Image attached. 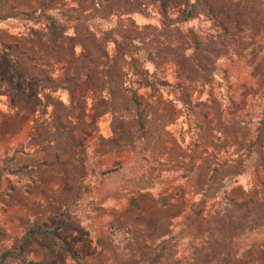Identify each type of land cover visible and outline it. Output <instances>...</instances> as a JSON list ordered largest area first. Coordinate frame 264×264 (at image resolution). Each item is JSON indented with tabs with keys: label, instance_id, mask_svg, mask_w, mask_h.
I'll list each match as a JSON object with an SVG mask.
<instances>
[{
	"label": "rangeland",
	"instance_id": "obj_1",
	"mask_svg": "<svg viewBox=\"0 0 264 264\" xmlns=\"http://www.w3.org/2000/svg\"><path fill=\"white\" fill-rule=\"evenodd\" d=\"M97 1L91 27L119 41L89 46L113 135L54 150L38 64L72 54L41 39L79 13L0 0V253L49 239L73 243L63 264H264V0Z\"/></svg>",
	"mask_w": 264,
	"mask_h": 264
},
{
	"label": "crops",
	"instance_id": "obj_2",
	"mask_svg": "<svg viewBox=\"0 0 264 264\" xmlns=\"http://www.w3.org/2000/svg\"><path fill=\"white\" fill-rule=\"evenodd\" d=\"M69 1L70 5H64L63 9L68 15L78 12L80 17L78 21L72 23V26L64 24L57 27H48L50 32L42 37L41 42L54 51L60 49L70 50L72 55L70 57L65 55L62 58H41L39 60L40 64H38L46 76L45 79L47 78L46 81L45 79L42 80L49 87L45 93H42L43 90H38L37 95V98L41 101V111L45 115L44 120L40 119L49 133L48 141L44 143L54 150L61 141L58 135H69L76 144L75 148H77V145L80 144L86 146L91 138L96 135L97 128L101 130L98 134L99 137L103 139L110 138L113 135L115 123L114 99L108 96L110 94L108 87L102 85V83H96L97 80L104 79L106 74L109 73L102 70L104 61H99V58H96L89 51V46L92 44L101 45L109 53L110 50L107 49V46H116L119 41H117L115 35L102 38L103 40L99 39L96 29L91 27L90 22L95 19L96 11L101 9L98 1L92 0L91 8L85 6L88 0ZM74 2H79L80 6L74 4ZM109 56L110 54L102 56L101 59L107 61ZM112 94L113 92L110 95ZM97 95H99L98 103L96 101ZM29 126L36 128L38 125L32 126L26 121L20 128L19 133L12 136V138L19 137V134H23L30 129ZM32 130L34 131V129ZM89 151L90 147L86 150V156L90 153Z\"/></svg>",
	"mask_w": 264,
	"mask_h": 264
},
{
	"label": "trees",
	"instance_id": "obj_3",
	"mask_svg": "<svg viewBox=\"0 0 264 264\" xmlns=\"http://www.w3.org/2000/svg\"><path fill=\"white\" fill-rule=\"evenodd\" d=\"M50 27H57L53 22ZM129 92V97L131 102L134 104V107L137 111L138 121L140 123V127H144V120L142 117L143 110H140L141 106V95L136 92V90H131L127 88ZM264 122L262 119L261 123ZM254 143H250L253 145ZM34 230V229H33ZM32 230L30 231V233ZM73 243L68 242H60V241H50L49 239H45L41 245V253H39L38 258L36 259H28V251L21 244L19 245L20 252L17 253L13 249L5 250L0 253V264H14L17 262L19 264H63L65 262L63 255H69L68 248H72ZM75 255V252L71 254Z\"/></svg>",
	"mask_w": 264,
	"mask_h": 264
}]
</instances>
